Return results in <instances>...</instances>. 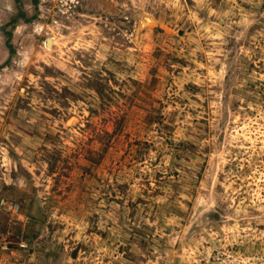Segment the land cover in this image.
Here are the masks:
<instances>
[{"label":"rangeland","instance_id":"obj_1","mask_svg":"<svg viewBox=\"0 0 264 264\" xmlns=\"http://www.w3.org/2000/svg\"><path fill=\"white\" fill-rule=\"evenodd\" d=\"M1 199L2 264H264V0H0Z\"/></svg>","mask_w":264,"mask_h":264},{"label":"built area","instance_id":"obj_2","mask_svg":"<svg viewBox=\"0 0 264 264\" xmlns=\"http://www.w3.org/2000/svg\"><path fill=\"white\" fill-rule=\"evenodd\" d=\"M0 204L2 205V206H9L10 207V209H13V210H17L18 209V206H13L12 204H9V203H6V200L5 199H1L0 200ZM23 246H26L25 244H23ZM6 250H8V247L6 246V245H0V252L1 251H6ZM0 264H2L1 263V261H0Z\"/></svg>","mask_w":264,"mask_h":264},{"label":"bare ground","instance_id":"obj_3","mask_svg":"<svg viewBox=\"0 0 264 264\" xmlns=\"http://www.w3.org/2000/svg\"><path fill=\"white\" fill-rule=\"evenodd\" d=\"M48 43H50L49 46H51V44L54 43L53 39H49L48 42H47V44H48Z\"/></svg>","mask_w":264,"mask_h":264}]
</instances>
